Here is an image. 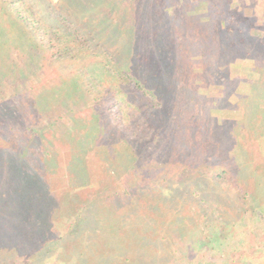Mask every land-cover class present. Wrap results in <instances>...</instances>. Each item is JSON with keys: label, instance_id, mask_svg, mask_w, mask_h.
Returning <instances> with one entry per match:
<instances>
[{"label": "rangeland", "instance_id": "374dc122", "mask_svg": "<svg viewBox=\"0 0 264 264\" xmlns=\"http://www.w3.org/2000/svg\"><path fill=\"white\" fill-rule=\"evenodd\" d=\"M0 12L11 39L0 36V148L28 134L0 150V216L28 220L2 230L0 264H264V0H0ZM83 144L87 183L71 167ZM109 149L136 161L115 177L101 164ZM196 174L232 206L199 227L161 215L153 237L121 248L104 239L113 221L71 261L90 244L73 236L95 198L129 182L192 199Z\"/></svg>", "mask_w": 264, "mask_h": 264}, {"label": "trees", "instance_id": "16d2710c", "mask_svg": "<svg viewBox=\"0 0 264 264\" xmlns=\"http://www.w3.org/2000/svg\"><path fill=\"white\" fill-rule=\"evenodd\" d=\"M1 25L2 24L0 22V36L3 37L5 43H9V40L11 39H10V35L7 32L8 27L6 26L7 29L2 28ZM18 34H19V31H18ZM93 131H94V134H93L94 139H96V136L99 135L98 134L99 131L98 130H93ZM0 136H5V135L0 134ZM27 136L28 134H24L23 136H20L17 133H12V134H8L9 138L1 137L2 139H4L3 141L8 147H4L2 149L0 148V150L4 151V155L15 154L18 146H14V145H17L18 142L25 141L27 139ZM89 140H92V137ZM0 142H1V139H0ZM85 142L87 145V141ZM75 152H78V151H75ZM57 153H58V150L57 152L54 153V159L56 161H57L56 158H58ZM88 153L89 151L86 150V146L83 144V148L82 149L80 148L79 152L73 155L72 160H71L72 163L70 162L72 165L71 166L72 170L76 173L75 176H78V179H82L83 182H86V183L91 182V176H92L90 172H88L87 167L84 166V165H87V161L85 163L84 157L89 156ZM122 153L123 151L109 149L106 153L103 154V157L101 160V164L104 165L105 171L109 172V169H110V173L112 172L111 174L115 177L120 176L122 173H124L126 169H128L136 161V159H133V155L129 156L130 153L127 154L128 157L125 160V157H122V156H126V153L124 155H122ZM121 157L123 158V161L118 162V158H121ZM113 159H115L116 163L112 162ZM51 160H53V158ZM191 179L195 180L192 183L193 186H191L192 191L196 190V191H199L200 193V196H197L195 195V192H194L195 198H192V199L182 200L180 196L176 197L172 194V197L169 200H165L164 197L167 193L175 192L172 190L171 191L168 190L166 192L164 191L163 193L165 195H163L161 192L160 196H158L157 194L153 196L150 194L142 196L141 193L143 190L141 188L134 189L130 187L129 182H126L128 184H127V189L125 191L116 192L104 198L103 197L95 198L94 200L95 205H99V206L101 205V207L98 208L99 206L98 207L95 206V208H93V211H92L93 213H91L89 217L82 218L81 221L83 220L85 221L88 218L90 220V224L88 227L87 226L82 227L79 224L81 228H77V229L75 228L76 230L74 231H75L76 236H73L76 239L77 234H79L78 238H81L82 241H90V244L86 245L87 246L86 248L75 247L79 251L70 253L71 261L75 259H81L82 262L83 261L85 262L87 259L86 257H88L86 255L85 250H90L89 247H96V244H95L96 240L103 239L102 236L98 237V234L105 233L107 229L111 227V225L113 224V221L117 224V226L111 229L110 234H108L110 235V237H108V235L106 234L107 236L104 239L111 240L109 244L110 247L121 248L122 246H120L119 244H115V241L124 239L126 237H128L129 239H141L142 238L141 232L143 231H145V233L142 234L144 235L143 238L146 241H148L149 237H153V236H147L146 232L149 230V228L151 229L152 226H156L157 225L156 223H158V221L163 222L166 219L167 221H165V223L167 222L168 225L176 224L175 222H179V221L183 223L191 222L192 225L199 227L203 224H207L208 217L213 216V214L220 215L218 213V210H219L218 208L222 207L224 203H227L228 206H232L231 203L228 204V201L231 200L230 194L227 193L226 195L225 194L226 192H223L219 188L220 185L219 186L217 185L219 182L213 183L210 181L209 184L212 187L210 188L209 186L208 188H205L207 184L201 181V175L196 174L195 176L191 177ZM135 185L142 187V184L141 183L139 184L138 180L135 182ZM93 186H94V183H91L90 188H92ZM237 193L238 195L235 196L236 200H238L240 196V193L239 192ZM188 200L189 202H187ZM100 201H102V203ZM121 202L123 204H121ZM186 202L187 204H185ZM106 203L109 204L110 206L109 208H105L103 206ZM161 205H162V208H161ZM163 205L166 206L164 208L166 210H162ZM145 210H150L151 212L144 213ZM195 211H201V212H199L196 215V220H195L196 222L193 224L194 216L192 215L194 214ZM98 215H99V218H98ZM161 215H165V219L163 218L164 216L161 217ZM157 216H160V217H157ZM22 217L23 216L21 215V213L16 212V211L1 214L0 216V244H3V238H4V236H2V233H1L2 230L5 231V233H3L5 235H10V234L15 235L19 233L20 230L18 229H21L22 226L28 224V220ZM3 227H5L6 229H3ZM156 229L157 228H155V230ZM218 230L219 228L216 229V231ZM198 231H202V230L198 229ZM81 233L87 234L86 237H89V238H85L84 236H81ZM119 234H121V236ZM158 238L160 237L157 234L156 239ZM188 239L189 241H191L192 238L189 237ZM116 250L120 252L121 255H123L124 249L123 250L116 249ZM185 250L186 252H188L189 247L186 246ZM108 255H110V253H108ZM116 255L121 256L119 254H116ZM98 258L102 260V258H105V256H103V253H102L100 256H98ZM117 259H120V258H117ZM49 260H46V261H49ZM56 262L58 264L67 263V261H56Z\"/></svg>", "mask_w": 264, "mask_h": 264}, {"label": "crops", "instance_id": "0c3cea01", "mask_svg": "<svg viewBox=\"0 0 264 264\" xmlns=\"http://www.w3.org/2000/svg\"><path fill=\"white\" fill-rule=\"evenodd\" d=\"M27 231H28V232H26V235L23 236L24 239L30 237V235H28V233L33 232V231H32V228H29ZM30 231H31V232H30Z\"/></svg>", "mask_w": 264, "mask_h": 264}]
</instances>
